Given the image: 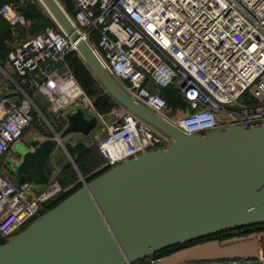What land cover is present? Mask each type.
<instances>
[{
	"label": "built area",
	"instance_id": "1",
	"mask_svg": "<svg viewBox=\"0 0 264 264\" xmlns=\"http://www.w3.org/2000/svg\"><path fill=\"white\" fill-rule=\"evenodd\" d=\"M70 3L73 21L111 74L134 97L183 130L264 122V0ZM0 13L13 24L27 19L13 1L4 2ZM74 49L67 32L58 23L50 24L12 47L5 64L0 61L22 93L18 98L0 87V243L72 186L58 177L46 183H20L1 164L19 159L10 157L14 143L32 125L33 109L41 108L34 91L48 97L47 106L55 115L79 105V98L86 102L102 124L97 140L100 167L173 140L171 133L112 95L115 105L98 109L67 60ZM168 86L181 97L176 105L160 89ZM35 183L42 186L36 189ZM183 264H264V248L256 256Z\"/></svg>",
	"mask_w": 264,
	"mask_h": 264
},
{
	"label": "water",
	"instance_id": "2",
	"mask_svg": "<svg viewBox=\"0 0 264 264\" xmlns=\"http://www.w3.org/2000/svg\"><path fill=\"white\" fill-rule=\"evenodd\" d=\"M41 1L109 93L171 133L173 140L85 179L0 243V264H133L169 245L264 221V122L183 130L120 84L60 0ZM16 3L23 9L29 5L28 0ZM33 97L42 106L48 103L39 90ZM89 109H69L65 128H53L54 136L15 144L12 153L21 154L16 162L20 183L49 181V155L63 137L97 126Z\"/></svg>",
	"mask_w": 264,
	"mask_h": 264
},
{
	"label": "crops",
	"instance_id": "3",
	"mask_svg": "<svg viewBox=\"0 0 264 264\" xmlns=\"http://www.w3.org/2000/svg\"><path fill=\"white\" fill-rule=\"evenodd\" d=\"M19 9L21 10V8ZM9 69L13 71V68L10 66ZM4 76L5 81L11 83L13 85V88H8L4 86L2 88L5 90H9L12 95L19 98L22 93L19 92L20 90H18V87L16 86L15 82L7 74ZM14 76L17 79H20V77L15 73ZM66 114L67 112L64 114V116H66ZM92 131L93 129L89 133H84L82 131H72L69 133H76L77 135L80 134L90 138L99 137L101 135L100 133H102V131H97L95 133H93ZM69 133H67L66 135H68ZM66 135L64 137H66ZM80 137L81 136H79L78 138L79 141L76 140L77 142H79L77 145L85 141L84 139L80 141ZM67 141H69L68 144L71 147L76 148L75 142H73L72 140ZM83 143L88 145V143L86 142ZM63 144L64 142L62 140V142H60L49 155L50 161L55 162V160H57L58 162L59 168L55 177L62 179L67 185L71 184L74 187L81 182L80 186H82L85 179H88L89 173L95 170L100 164L94 169H92L89 173L86 170L85 172L81 171L82 173L80 172L77 175H73V173H71L70 171L68 172L67 164L69 159L66 156L65 158H63L60 152V147L62 148ZM52 155L54 157H52ZM77 188H75V190ZM211 233L212 234L208 233L207 235L204 234L206 236L198 238L194 241H183V244H180L179 246L165 251H160L157 254H154V252H152L147 256H143L134 260L133 264H183L201 260H212L241 256H256L259 254L260 250L264 248V221L231 226Z\"/></svg>",
	"mask_w": 264,
	"mask_h": 264
},
{
	"label": "rangeland",
	"instance_id": "4",
	"mask_svg": "<svg viewBox=\"0 0 264 264\" xmlns=\"http://www.w3.org/2000/svg\"><path fill=\"white\" fill-rule=\"evenodd\" d=\"M32 1L35 2L36 11H38V13L40 12L41 14L40 15L38 14V17L33 19V20L28 19L24 23L23 22L15 23L14 24L15 28L10 33L0 31V45H2L5 50L11 49L16 44H18L22 39L27 38L29 36H32L33 34L39 32L40 30H42L45 27L46 24H51V23L56 22L52 16V14L50 13L49 9L47 8V6L43 3V1H41V0H32ZM60 1L62 4H65V2H64L65 0H60ZM66 9L72 15L71 8L69 9L66 6ZM41 15H43V16H41ZM72 55H73L71 57L72 59L76 60V59L81 57L83 61L85 60L81 56V54L79 53L78 50H75L72 53ZM88 68H89V66H88ZM89 69L92 70L91 68H89ZM74 70H75L76 76L79 78V80L83 84L85 90L88 92V94L91 96V98L94 99L95 97L93 96V93H90V91L88 90L86 85L81 80L80 76L77 75L75 68H74ZM92 73H94V72H92ZM4 75H6V73L0 68V87L2 88L4 86V87H8V88H11V87L13 88V85L11 83H9L8 81H5ZM94 77H95V84H97L100 87L105 88V86L99 80V78L96 75ZM160 89L162 90V92H164L163 88H160ZM77 103L79 105L86 106V104H85L86 102L82 98H79ZM44 106L45 105H43V107ZM43 107H41V109L44 111V114L40 111L39 108L35 107L33 109L34 118H33L32 125L26 129V131L23 135V141L30 144V145H31V141L34 139H43V138H46L49 136H53L54 135L53 128L57 129L59 132H62L63 129L65 128L66 124H67L66 116H64L63 114L55 115L54 113L50 112L49 106H47L46 108L45 107L43 108ZM179 111L182 112V109ZM89 112L94 113L91 109H89ZM44 115H46V117ZM101 125H102L101 123H98L92 132L95 133L97 131H101ZM79 136H81L80 141H82L84 139L85 141H83V142L88 143L87 147H86V144H85V146L83 145L84 144L83 142H81L80 144L83 145L82 148L86 152L85 157L88 159L89 164H92V161H91L92 158L91 157L93 155L95 148L98 145L97 144L98 137L90 138V137H86V136L80 135V134L77 135L76 133H69L68 135H66V137H64V139H63L64 144H63L62 148L60 147V152H61V155L63 158H65V156H66L69 159L67 165L69 166L70 172L74 173L75 175H77L78 173H80V171H82L81 167H80V165H79V163H78V161L74 155V153L76 154L78 152V150H75L73 152V150H71V148H70V145L68 144L69 141H67V140H72L73 142H75V144L77 146V144L79 142H77L76 140H78ZM20 140H22V139L16 140L14 144L19 142ZM10 157L17 159L19 157V154L15 152V153H12L10 155ZM52 157H54V156L52 155ZM73 158L75 159L76 163L73 160ZM58 168H59V166H58L57 160H55V162L51 161V165L49 166L50 178H52V177L54 178L56 176V174L58 172ZM6 172L8 173V171H6ZM41 186L42 185H40V184H36V183L34 184V188H36V189H37V187H41Z\"/></svg>",
	"mask_w": 264,
	"mask_h": 264
},
{
	"label": "trees",
	"instance_id": "5",
	"mask_svg": "<svg viewBox=\"0 0 264 264\" xmlns=\"http://www.w3.org/2000/svg\"><path fill=\"white\" fill-rule=\"evenodd\" d=\"M6 1H13V2H17L19 0H0V6L6 2ZM29 1V5L26 9L21 8V11L25 14L27 19H35L38 17V14L40 15L41 13L38 11H36V7H35V2L32 0H28ZM65 5L70 9L71 8V3L69 0H65ZM44 15V14H43ZM41 15V16H43ZM48 19V18H47ZM54 25H57V22L51 23ZM50 25V24H46L45 26ZM15 28L14 24H12L5 16H3L0 13V31L2 32H6V33H10L11 31H13V29ZM10 49H4L2 45H0V61L5 64L7 59H8V53H9ZM77 50L74 49L72 50L68 56H67V60L70 63V66L72 67L74 74L76 76L75 70L77 72V75L80 76L81 80L83 81V83L86 85V87L88 88V90L90 91V93H93V96L95 97L94 100V104L95 106L100 109V110H109L111 109L114 105H115V100L113 99V97L111 96V94H109L108 91L105 90V88L98 86L97 84H95V74L92 73L93 71L90 70V66L88 65V63L82 60V58H78V59H72L71 57L73 56L72 53ZM72 62V63H71ZM89 68H88V66ZM92 71V72H91ZM77 77V76H76ZM77 79L79 80V78L77 77ZM80 84L83 86V84L81 83V81L79 80ZM84 88V86H83ZM85 89V88H84ZM163 91L165 93V95L167 96V99L170 103L176 105L181 101V97L178 96V94L176 93V91L172 88V87H164ZM97 92V93H96ZM88 93V92H87ZM43 107V106H41ZM45 108L47 106H44ZM43 107V108H44ZM98 144V142H97ZM85 146V144H83ZM82 144H79L75 147H71V150H73V152L75 150H79L75 155V158L77 159L81 170L83 172H85L86 170L88 171V173L94 169L95 167H97L99 164L101 165L102 163V157L100 158V151H99V146L97 145V147L95 148L93 155H92V164H89L88 159L85 157L86 156V152L83 150ZM87 147V145H86ZM100 165L93 171H91L88 175V179L93 178L94 176L98 175L99 173L103 172L104 170H106L109 167H100ZM69 166H68V172H69ZM74 175V173H73ZM60 181L64 184L67 185L62 179H60ZM81 185V182L79 184H77L76 186L73 187L70 186L69 188H67L65 190V192L63 191L62 193H60L56 198H54L53 200H51L49 203H47V208L54 206L55 204H57L59 201H61L63 198H65L67 195H69L72 191L75 190V188L79 187ZM72 187V188H71ZM70 189V190H69ZM261 222V221H260ZM214 233V232H213ZM212 234V233H210ZM207 235V234H206ZM206 235H202L200 237H196L193 238L191 240L188 241H184V242H190V241H194L198 238H202L203 236ZM180 244H183V242H179L177 244H173V245H169L166 246L158 251H155L154 254L159 253L160 251H165L171 248H174L176 246H179Z\"/></svg>",
	"mask_w": 264,
	"mask_h": 264
},
{
	"label": "flooded vegetation",
	"instance_id": "6",
	"mask_svg": "<svg viewBox=\"0 0 264 264\" xmlns=\"http://www.w3.org/2000/svg\"><path fill=\"white\" fill-rule=\"evenodd\" d=\"M23 141V140H22ZM19 154V159L21 157V154ZM6 160V161H1V164L5 171H8V173L13 177L17 179V171H16V162L19 160Z\"/></svg>",
	"mask_w": 264,
	"mask_h": 264
}]
</instances>
